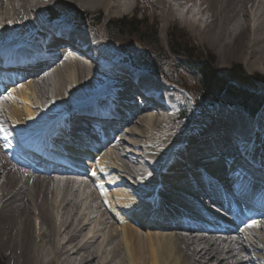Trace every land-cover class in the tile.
Instances as JSON below:
<instances>
[{
    "label": "bare ground",
    "instance_id": "obj_1",
    "mask_svg": "<svg viewBox=\"0 0 264 264\" xmlns=\"http://www.w3.org/2000/svg\"><path fill=\"white\" fill-rule=\"evenodd\" d=\"M123 1L0 0V60H21L31 67L23 70L21 80L13 70L3 71L9 84L0 95V253L10 264H264V216L248 229L251 237L247 238L230 227L229 238H213L202 231L165 226L182 220L183 227L195 228L188 220H192L190 213L197 212L196 202L185 196V190L193 191L189 194L203 204L205 193L218 196L222 192V183L228 192L235 188L237 195L250 194L230 171L233 166L227 167L226 160L218 157L231 145L242 179L247 171L263 178L264 112L255 119L220 103L223 108L216 106L185 131L177 125L179 129L173 111L181 95L174 87L187 90L177 77L152 72L136 75L139 70L132 71L123 58H115L97 31L82 24L73 27L90 34L47 26L42 15V7L51 2L62 9H104L111 17L129 6ZM183 1L190 0L176 3L183 6ZM150 4L163 25L175 13L167 0ZM196 8L200 16L193 15L197 18L189 23L197 38L215 50L221 66L238 60L247 71L264 73V0H200ZM189 10L180 16L186 18ZM207 15L209 19H203ZM62 42L92 52L98 62L86 67L64 56L61 48L49 50ZM99 45L113 53L112 60ZM127 90L148 104L162 106V116L135 107L139 97L125 95ZM117 94L123 101L126 98L120 107L132 108L130 119L113 105ZM94 100H104L99 103L100 114L84 107ZM74 111V124L89 120L98 127L107 142L104 148L93 152L90 148L95 147L86 142L54 141L64 116ZM174 129L175 134H170ZM10 132L19 134L25 144L40 146L44 141L53 150L63 151L77 170L53 172L61 177L21 171L14 155H9L14 149L22 150L12 143ZM123 145L131 150L126 152ZM216 151L220 152L217 159ZM126 186L152 203L150 211L132 198ZM262 193L263 188L253 195ZM251 202L264 209V199Z\"/></svg>",
    "mask_w": 264,
    "mask_h": 264
},
{
    "label": "rangeland",
    "instance_id": "obj_2",
    "mask_svg": "<svg viewBox=\"0 0 264 264\" xmlns=\"http://www.w3.org/2000/svg\"><path fill=\"white\" fill-rule=\"evenodd\" d=\"M198 1L200 0H190L189 2L183 1L184 3L181 4L183 6H179L176 3V0H167L168 4L172 6L171 8L174 7L175 13L172 15L173 17H170V21H168V23L165 25L162 24L161 18L160 16H158V11L154 10L152 4H150L152 0H130V2L132 3H129L128 1L124 0L122 3H126L129 6L125 8L122 7V11L116 13L115 16L111 17L105 13L104 9L94 11H85L76 7L62 9L61 7L56 8V6L51 3L53 1H51L42 7V15L44 18L48 19L50 15L49 10H52L54 11V13H57L56 15L59 19L58 21H60L58 23L66 22L67 24H69L68 26L63 27H68L72 29L76 27L75 25L82 24L85 25L87 28L90 27L88 29L97 31V35H99V37L103 39V42H105V44H108L107 46L112 49L113 53H116L115 58H123L125 63L128 64L125 65L126 68H130L132 71L136 70L135 68H138L137 70L140 69L139 72L136 70V72H138L139 74L133 72L136 75H140L143 72H152L156 74V72H153L154 70H151L152 67L150 68L148 63L151 61V59L160 60L159 68L161 69V71L159 72L161 74L166 73L168 75H171L172 77H177L178 81L180 82V85L187 90H180L179 86H173L178 90V93L181 95L180 102L174 108L173 111V114L177 119L175 124L176 126H181L182 130L185 131V129L190 124H192L194 120L196 123L200 118L207 116L208 113H211L213 111L214 107L219 106L223 108V105H226V107H228L222 97H208L204 100H201V78L198 73L192 69L193 62H198L200 64H209L216 71L217 74L223 76L224 78H226V80H228L227 82L229 85H232L240 91H246L248 93H252L260 97L264 96V73H260L257 70L249 72L246 70L245 65H243V63L238 60H233L229 62V64L225 67L221 66L220 58L215 52V50L211 49L208 44L201 42L199 37L197 38L196 29L189 23V20H193L200 16L197 14L196 8ZM179 8H181L182 12ZM187 10L191 11V13L185 15L186 18L180 16L181 14H185ZM83 13L88 14L89 17H84ZM195 14L197 15V17L193 18V15ZM124 17L128 19H135L139 23V25L136 27L138 30L135 34H129L127 31H125L124 33H120V31L115 30L114 28L108 29L107 23L109 21L122 19ZM204 18L209 19V16H204L203 19ZM53 27H57L59 29L61 28L59 26ZM174 28H176L177 31L183 36L180 40V44H182L180 47V51H186L187 54H190L192 56L191 58H187L185 56L175 57L171 54L170 49L168 47L169 32ZM76 30H79L77 31V33L81 32L85 34H90L88 32L89 30ZM152 31L153 33H155V36L150 35ZM138 33L145 34L144 38L142 36H139ZM97 35L95 34L94 36L98 37ZM98 48H100L105 57H107L108 59L112 58V52L101 47V45H99ZM140 63L144 65L143 68L137 66V64ZM235 72L237 75H239V77H235ZM160 73H157V75ZM220 103H222L223 105L220 106ZM183 107L192 109L191 116L189 117L187 124L180 121L177 115V112H179ZM232 107L244 110V108L239 105H234ZM262 111L264 112V106H262L255 115V117L252 118L256 119ZM240 113L242 117L248 118L247 115H243L242 112ZM176 131L177 129H174L170 131V134L174 135ZM126 139L128 140L127 137L125 138V140ZM123 148L126 152H129L131 150V148L127 147L126 145H123ZM67 257L66 255L64 256L65 259H67ZM0 264H10L8 262V258L4 253H0Z\"/></svg>",
    "mask_w": 264,
    "mask_h": 264
},
{
    "label": "trees",
    "instance_id": "obj_3",
    "mask_svg": "<svg viewBox=\"0 0 264 264\" xmlns=\"http://www.w3.org/2000/svg\"><path fill=\"white\" fill-rule=\"evenodd\" d=\"M50 16L55 18L57 13L54 11L49 10ZM84 17H89L88 14H84ZM139 23L135 19H128L126 17L118 20H112L107 23V27L114 28L115 30L120 31V33H124L127 31L129 34H135L138 30L136 27ZM139 36L144 38L145 34L138 33ZM151 36H155V33L150 34ZM181 33L177 31L176 28L172 29L169 32V41L168 47L170 52L175 57L185 56L187 58H191L190 54H187L186 51L181 52L180 47V40L182 39ZM185 48V47H184ZM142 50V49H141ZM186 50V49H185ZM159 61L158 59H151L148 63L149 67L154 70L153 72L160 73L161 69L159 68ZM151 65V66H150ZM138 67H144V65L137 64ZM192 69L198 73L200 76V92H201V100H204L208 97L219 98L222 97L226 104L230 107L234 105H239L244 108V112L247 115L255 116L257 112L260 110L262 106H264V96H256L252 93H248L246 91H240L239 89L233 87L232 85L228 84V80L223 76L216 73V71L207 63H192ZM161 74V73H160ZM236 74V72H235ZM235 77H239V75H235ZM264 83V81H263ZM191 108L188 109L187 107H183L179 112V117L183 121H188L189 117L191 116Z\"/></svg>",
    "mask_w": 264,
    "mask_h": 264
}]
</instances>
